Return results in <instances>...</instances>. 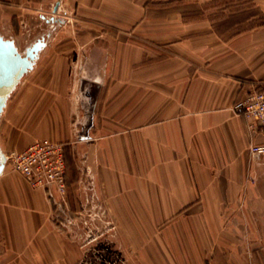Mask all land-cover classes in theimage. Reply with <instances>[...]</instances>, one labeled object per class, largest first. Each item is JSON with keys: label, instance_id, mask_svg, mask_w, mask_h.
<instances>
[{"label": "crops", "instance_id": "obj_1", "mask_svg": "<svg viewBox=\"0 0 264 264\" xmlns=\"http://www.w3.org/2000/svg\"><path fill=\"white\" fill-rule=\"evenodd\" d=\"M71 1L97 29L79 38L91 42L86 71L101 78L92 139L98 188L146 237L142 263L248 264L225 234L238 230L231 218L239 204L255 197L247 192L258 158L250 148L264 144V128L234 110L264 89V0ZM36 8L37 0H0V35L17 43ZM44 47L18 85V109L0 119L5 154L48 135L44 122L63 120L68 109L79 53ZM26 190L0 179V198L22 205L14 212L20 246L34 250L36 264H59L57 233L46 223L54 224L52 204L42 190Z\"/></svg>", "mask_w": 264, "mask_h": 264}, {"label": "rangeland", "instance_id": "obj_2", "mask_svg": "<svg viewBox=\"0 0 264 264\" xmlns=\"http://www.w3.org/2000/svg\"><path fill=\"white\" fill-rule=\"evenodd\" d=\"M75 2L37 0L35 17L23 24L17 41L19 49L23 51L26 46L44 38L48 48L69 47L80 57L74 59L70 67L68 109L63 120L44 122L43 128L49 134L43 137L50 136L63 142L67 158L65 213L58 215L59 211L52 206L54 224L50 223L48 217L46 223L57 233L54 244L59 264H143L141 254L145 251L142 246L146 237L134 230L136 225H130L128 218L116 215L98 188L92 139L93 128L97 124L94 115L98 113L102 90L94 79L101 78L86 71L88 56L84 55V62L82 52L88 49L91 42L79 38V35L92 34L97 29L89 22L92 18L84 15V9L78 8ZM51 17L55 20H51ZM44 48L40 50L43 54ZM23 91V88L17 87L10 96L4 116H1L3 122L10 121L8 117L15 108L18 109V99ZM248 175L252 185L247 192H254L255 197L239 204L238 216L231 218L238 230L225 235L230 246L242 248L248 264H264V155L256 159L255 167ZM1 178L23 184L29 194L32 190H38L33 189L7 161L4 171L0 173ZM21 207L13 196L6 200L0 198V264H36L34 250L27 251L20 246L22 239L14 229L18 225L14 212ZM60 248L62 250L59 251Z\"/></svg>", "mask_w": 264, "mask_h": 264}, {"label": "built area", "instance_id": "obj_3", "mask_svg": "<svg viewBox=\"0 0 264 264\" xmlns=\"http://www.w3.org/2000/svg\"><path fill=\"white\" fill-rule=\"evenodd\" d=\"M234 110L246 117L251 128L256 125L264 128V89L252 90L237 100ZM250 149L254 156L264 155V144H253ZM6 157L13 170L19 172L33 189L44 192L59 211L58 215L65 213L67 158L63 142L49 137L39 138L22 150H12Z\"/></svg>", "mask_w": 264, "mask_h": 264}, {"label": "water", "instance_id": "obj_4", "mask_svg": "<svg viewBox=\"0 0 264 264\" xmlns=\"http://www.w3.org/2000/svg\"><path fill=\"white\" fill-rule=\"evenodd\" d=\"M58 6L59 2L55 6V11ZM50 19L55 20L54 17ZM45 44L44 38H39L22 51L19 50L14 38L0 35V119L10 96L22 78L33 69L39 52ZM6 161V154L0 146V173L6 167Z\"/></svg>", "mask_w": 264, "mask_h": 264}, {"label": "bare ground", "instance_id": "obj_5", "mask_svg": "<svg viewBox=\"0 0 264 264\" xmlns=\"http://www.w3.org/2000/svg\"><path fill=\"white\" fill-rule=\"evenodd\" d=\"M16 42V41H15ZM16 45H17V43H16ZM20 50V49H19ZM4 152V151H3Z\"/></svg>", "mask_w": 264, "mask_h": 264}]
</instances>
